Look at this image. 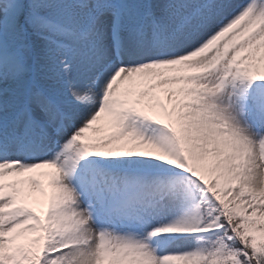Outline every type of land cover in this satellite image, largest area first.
I'll list each match as a JSON object with an SVG mask.
<instances>
[{
	"label": "snow or ice",
	"instance_id": "snow-or-ice-1",
	"mask_svg": "<svg viewBox=\"0 0 264 264\" xmlns=\"http://www.w3.org/2000/svg\"><path fill=\"white\" fill-rule=\"evenodd\" d=\"M0 264H264V0H0Z\"/></svg>",
	"mask_w": 264,
	"mask_h": 264
}]
</instances>
